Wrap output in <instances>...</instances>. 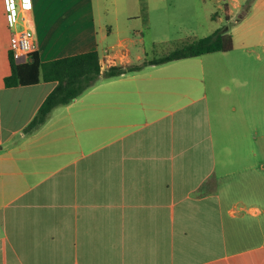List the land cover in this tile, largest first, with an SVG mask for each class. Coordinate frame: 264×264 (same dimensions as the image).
Returning <instances> with one entry per match:
<instances>
[{
    "label": "crops",
    "instance_id": "obj_1",
    "mask_svg": "<svg viewBox=\"0 0 264 264\" xmlns=\"http://www.w3.org/2000/svg\"><path fill=\"white\" fill-rule=\"evenodd\" d=\"M188 1L231 51L101 76L27 130L57 82L5 84L15 35L42 62L140 63L131 23L177 0H0V264H264V0Z\"/></svg>",
    "mask_w": 264,
    "mask_h": 264
},
{
    "label": "trees",
    "instance_id": "obj_2",
    "mask_svg": "<svg viewBox=\"0 0 264 264\" xmlns=\"http://www.w3.org/2000/svg\"><path fill=\"white\" fill-rule=\"evenodd\" d=\"M254 1H246L242 16L251 10ZM233 45V37L227 27L220 28L214 33L195 39L164 56L130 65H112L104 70L101 67L100 55L96 50L44 62L39 59L36 52H31L29 54L30 61L23 63H17L12 56V71L5 78V84L16 86L34 84L41 80L57 82L27 126V130H33L46 122L53 109L69 104L95 85L101 76L113 78L124 73L138 71L147 65H159L213 52H228L233 49Z\"/></svg>",
    "mask_w": 264,
    "mask_h": 264
},
{
    "label": "rangeland",
    "instance_id": "obj_3",
    "mask_svg": "<svg viewBox=\"0 0 264 264\" xmlns=\"http://www.w3.org/2000/svg\"><path fill=\"white\" fill-rule=\"evenodd\" d=\"M185 5L189 6V11H181L177 0L173 7L171 6L166 12H151V21L146 14L131 23L138 30L135 34L136 37L143 38V43L140 46L146 48L145 59L164 56L195 39L208 36L220 28L224 29L229 26L226 23L222 25L217 22L213 13L216 10H206V14L200 13L198 16L191 10L193 5L191 1L186 2ZM206 6L209 8L210 0H207ZM215 56H213L214 58H204L207 70L225 68L224 64L227 63V60L221 57L222 55L216 58ZM208 76H210L209 73L207 75L209 79ZM222 76L219 75L218 79L225 80L226 77ZM263 111L262 109L255 110L256 121L257 115L263 114ZM246 196L255 199L252 195L247 194Z\"/></svg>",
    "mask_w": 264,
    "mask_h": 264
},
{
    "label": "built area",
    "instance_id": "obj_4",
    "mask_svg": "<svg viewBox=\"0 0 264 264\" xmlns=\"http://www.w3.org/2000/svg\"><path fill=\"white\" fill-rule=\"evenodd\" d=\"M23 19L28 21V13L26 9L23 7ZM12 50L16 56H26L33 50V42L31 37L27 31H21L17 35H15L12 42Z\"/></svg>",
    "mask_w": 264,
    "mask_h": 264
},
{
    "label": "snow or ice",
    "instance_id": "obj_5",
    "mask_svg": "<svg viewBox=\"0 0 264 264\" xmlns=\"http://www.w3.org/2000/svg\"><path fill=\"white\" fill-rule=\"evenodd\" d=\"M27 6V5H26Z\"/></svg>",
    "mask_w": 264,
    "mask_h": 264
}]
</instances>
